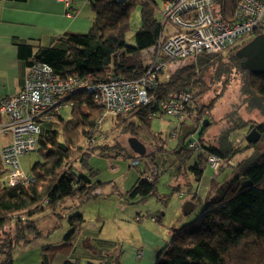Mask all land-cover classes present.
Returning <instances> with one entry per match:
<instances>
[{
    "label": "trees",
    "instance_id": "obj_1",
    "mask_svg": "<svg viewBox=\"0 0 264 264\" xmlns=\"http://www.w3.org/2000/svg\"><path fill=\"white\" fill-rule=\"evenodd\" d=\"M0 1L24 3L28 0ZM214 1L217 15L223 20H228L237 0ZM88 4L91 10V27L87 33L64 32L56 39L58 45L36 51L28 46H17L18 58L26 64L25 76L28 70L37 64L48 66L56 81L71 79L90 84L104 82L107 76L134 80L147 71L155 56L163 24L156 19L155 2L125 0L124 3H119L117 0H88ZM69 6H65L67 15L71 14ZM136 7L140 9L141 27L134 36V45L129 46L126 43V35L131 28L129 17ZM239 48L240 46L228 51L230 55L227 62L223 63L225 70L221 71L230 74L235 68L238 69L245 79L244 95L250 100L257 101L255 107L261 110L264 106V75L252 76L240 69V60L235 56ZM209 57L202 54L168 62L167 76L160 80L155 90L149 92L146 105L130 111L126 116H110L115 119L114 125H121L123 134L130 133L129 138L133 137L143 142L145 139L149 144L154 141L156 148L151 145L156 150L149 158L151 161L159 151L165 152L164 142L150 132L151 121L154 118L160 119L164 114L168 115L163 111L161 103L175 99L186 90L193 95L192 89L201 86V80L196 76V69L207 63ZM160 59L166 60L163 57ZM195 59L198 61L194 64L176 70L183 62ZM23 89L24 86L21 91ZM67 107L71 109L68 120L61 115V109ZM189 111L193 112L190 109ZM106 116H103V110L94 102L93 96L85 90L66 94L57 107L48 106L37 120L39 134L36 152L41 155L42 162L33 165L31 173L27 174L30 179L23 184L4 185L2 182L4 168L0 160L2 168L0 233L11 225H15L17 229L25 226L24 229L18 230L24 236L18 233L15 238L7 236L6 240H2L3 243L0 242V264H13L14 249L25 246L39 237L34 220L42 213L48 210L58 211L65 202H68L67 200L79 201L82 204L96 197V193L104 183L93 181L92 174L87 175L77 171L79 168L74 165L76 155L72 154V148L74 145L77 146L75 135L84 134L87 144L86 148L78 149L79 152L82 150L77 155L79 165L85 164L87 158L94 156L112 162L111 156L106 152L110 147L96 144L101 124ZM188 120L179 124L175 120L176 126L171 136L175 137L179 129L186 127ZM204 120L209 121L208 126L211 125L210 119L203 117V122ZM51 123L56 125L54 130L50 126ZM201 126H194L191 135L196 132L198 134ZM252 129L264 132L262 125L251 126ZM205 130L206 127L203 128L200 137ZM189 141L183 149L187 153L194 151L189 147ZM202 141V139L197 140V143L204 151L221 159H233L235 154L240 152L230 148L222 151L207 147ZM247 145L252 147L251 144ZM87 146L92 149L88 150L90 148ZM171 151L166 150V153ZM172 153L178 154L181 159L185 157L177 150ZM143 157L134 153L132 157H123L127 164L130 159L140 161L138 168L140 171L133 168L138 171L139 178L127 194L132 202L145 201L156 192L158 170L155 181L148 183L143 177L146 174L145 170L141 168V162L146 159ZM205 167L206 165H202L199 168L196 163L189 168L196 182H199ZM128 168L132 167L128 164ZM234 169L236 172L229 180H224L217 186L214 195L211 194V199L202 202L194 223L181 229L171 230V240L157 253L155 264H264V154L242 158ZM111 170L109 174L116 172L113 171L115 169ZM223 171L220 170L217 176ZM241 179H245L248 184L242 187ZM191 196L189 201H192L196 207L201 200L195 194ZM159 219L160 217L155 215L150 217L155 223ZM68 223L71 232L66 238L67 242L77 231L81 232L84 219L82 215L74 214L68 218Z\"/></svg>",
    "mask_w": 264,
    "mask_h": 264
},
{
    "label": "rangeland",
    "instance_id": "obj_2",
    "mask_svg": "<svg viewBox=\"0 0 264 264\" xmlns=\"http://www.w3.org/2000/svg\"><path fill=\"white\" fill-rule=\"evenodd\" d=\"M153 1L156 6V19L162 24L161 11L165 0ZM129 22L131 28L126 35V43L133 46L134 36L141 27L140 9L138 7L131 11ZM229 55L230 52L209 55L207 63L196 69V76L201 80V86L192 89L193 102L190 104V110L193 111L192 116L188 118L186 127L176 132L175 137L171 136L176 126L172 117L164 114L162 118H154L151 121L150 132L164 142L165 152L159 151L151 161L149 158L156 150L154 141L150 143L155 148L147 140L144 139L145 142H143L139 139L146 148V155L143 157L146 159L141 162V168H144L147 175L155 174V178L157 177V170L159 173L155 182V195L149 199L132 202L127 196L139 178V174L137 170L128 168V164L123 160V157L133 156L128 145L130 133L123 134L121 125H114V118L110 116L104 118L96 143L99 144L98 146L105 144L110 147L106 152L111 156L112 162L94 156L87 158L85 164L79 165L77 155L82 150L79 152L78 149L79 147L86 148L87 141H85L84 134H76L77 146H73L72 154L76 155L74 165L79 168L77 171L87 175L92 174L93 181H101L104 184L99 188L96 197L87 202L80 204L79 201L67 200L68 202H65L58 211L48 210L38 216L34 221H36L35 225L39 237L25 246L14 249L12 253L13 264H51L53 260V264H72L75 262L78 264H118L116 255L114 257L108 256V253L114 255L109 250L116 242L119 243V248H123L124 243H129L127 241L131 239L130 235L123 237L124 232L121 228L125 226L126 229L127 226L121 221L137 224L133 221L136 216L145 219L155 215L170 225L171 229H181L194 223L201 210L202 202L210 200L211 194L214 195L217 186L224 180H229L231 175L236 172L234 169L236 164L242 158L246 159L251 155L261 156L264 154L262 140L251 144L252 147H248L245 140L251 126H264V106L259 110L255 107L257 101L250 100L247 95H244L245 79L238 69L235 68L230 74L221 71L225 70L223 63L227 62ZM197 61L198 59L185 61L176 70L183 66H190ZM70 113L69 107L61 109V115L66 120L70 119ZM203 117L210 119L211 125L206 127L202 137L197 132L191 135L194 126L203 124ZM117 121L120 122V120ZM50 126L53 130L56 128L54 123H51ZM8 139V136H0V146L5 144ZM200 139L207 147L222 151L230 148L240 152L235 154L234 160L227 159L232 165L227 166V169H221L224 171L219 176H214L212 170L206 166L199 182H196L189 168L198 162L200 153L198 150L187 153L183 149L189 140H196L197 142ZM91 149L92 147L88 150ZM98 150L99 148L96 149V151ZM166 150L172 151L166 153ZM176 150L185 157L181 159L178 154L172 153ZM40 162H42L41 155L34 152L20 159V167L26 174H30L33 165ZM111 169H115L113 171L116 172L109 174L112 172ZM0 172H2L1 164ZM127 173L128 176L124 177ZM154 181L155 179L152 182ZM247 184L245 179H241L242 187ZM194 193L200 197L201 202L197 203L189 215L184 216L182 206L191 199V195ZM182 194L184 195L182 198L177 197V195ZM162 211L165 212V218L160 215ZM74 214L82 215L85 224L90 223L89 225L96 226L98 230L95 231L89 227L90 231H77L67 242L66 238L71 232L68 218ZM21 228L24 229L25 226H21ZM20 229H17L15 225L7 227L0 233V242L6 240L7 236L15 238ZM19 234L24 236L22 233ZM117 253L119 254L118 251L115 252V254ZM139 254L142 257V253Z\"/></svg>",
    "mask_w": 264,
    "mask_h": 264
},
{
    "label": "built area",
    "instance_id": "obj_3",
    "mask_svg": "<svg viewBox=\"0 0 264 264\" xmlns=\"http://www.w3.org/2000/svg\"><path fill=\"white\" fill-rule=\"evenodd\" d=\"M56 1L66 7L73 2ZM161 15L163 24L155 56L139 78L126 80L107 76L106 81L96 84L71 79L56 81L48 66L37 64L28 70L23 91L0 98V117L3 118L0 136L6 134L10 137V142L0 147L4 185L23 184L30 179L21 169L20 159L36 152L38 118L48 106L57 107L66 94L85 90L102 108L103 116H126L148 103L149 92L155 90L160 80L167 76L168 62L202 54H223L264 33V0H237L228 20L217 15L214 0H165ZM162 57L166 60L162 61ZM192 99L190 92H184L175 99L163 101L161 107L179 124L192 116L189 111ZM189 147L200 153L199 168L208 166L214 176L232 165L227 159L207 153L196 141L191 140ZM128 164L138 169L140 161L131 159ZM155 176L145 174L143 177L151 183ZM140 257L138 254L137 258Z\"/></svg>",
    "mask_w": 264,
    "mask_h": 264
},
{
    "label": "crops",
    "instance_id": "obj_4",
    "mask_svg": "<svg viewBox=\"0 0 264 264\" xmlns=\"http://www.w3.org/2000/svg\"><path fill=\"white\" fill-rule=\"evenodd\" d=\"M69 7L71 14L67 15L65 6L56 0H28L24 3L0 1V97L15 95L24 86L27 68L18 58V45L28 46L36 51L58 45L56 39L64 32L84 34L89 31L91 10L88 0H73ZM2 120L0 117V121ZM4 136L9 137L6 134ZM9 142L10 137L5 144ZM127 176L128 173L124 175ZM183 196L177 195L179 198ZM197 198L200 199L198 195ZM160 215L165 218V212H160ZM133 221L137 224L121 221L127 226L126 229L125 226L121 228L123 237L130 235L131 239L127 241L129 243H124L122 250L119 243H114L109 250L114 255L108 253V256L116 255L118 264H155L157 253L171 240L170 225L161 219L155 223L150 218L142 219L140 216L139 219L136 216ZM89 224L84 223L81 232L90 231L89 227L98 230L96 226ZM116 251L119 254H115ZM139 253H142V257L137 258ZM53 262L54 260L51 264Z\"/></svg>",
    "mask_w": 264,
    "mask_h": 264
},
{
    "label": "water",
    "instance_id": "obj_5",
    "mask_svg": "<svg viewBox=\"0 0 264 264\" xmlns=\"http://www.w3.org/2000/svg\"><path fill=\"white\" fill-rule=\"evenodd\" d=\"M115 1V0H113ZM119 3H124L125 0H117ZM237 59L240 60L239 67L241 70L248 72L252 76L264 75V33L255 36L253 39L241 46L235 53ZM186 93L189 90L185 91ZM209 125L208 120H204L198 135L201 134L204 127ZM261 138L258 130L252 129L245 137L248 144H255ZM190 142V141H189ZM128 145L131 151L137 156L143 157L146 154L145 146L136 138H128ZM195 209V204L192 201H186L182 206V214L189 215ZM91 264V263H88Z\"/></svg>",
    "mask_w": 264,
    "mask_h": 264
},
{
    "label": "flooded vegetation",
    "instance_id": "obj_6",
    "mask_svg": "<svg viewBox=\"0 0 264 264\" xmlns=\"http://www.w3.org/2000/svg\"><path fill=\"white\" fill-rule=\"evenodd\" d=\"M250 131H251V130H249V132H250ZM260 134H261V138H260V140H262V141H263V143H264V134H263V133H261V132H260ZM260 140H259V141H260Z\"/></svg>",
    "mask_w": 264,
    "mask_h": 264
}]
</instances>
